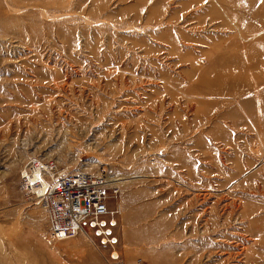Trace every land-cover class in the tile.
Here are the masks:
<instances>
[{
    "label": "rangeland",
    "instance_id": "374dc122",
    "mask_svg": "<svg viewBox=\"0 0 264 264\" xmlns=\"http://www.w3.org/2000/svg\"><path fill=\"white\" fill-rule=\"evenodd\" d=\"M31 156L117 189L123 264H264V0H0V264H112Z\"/></svg>",
    "mask_w": 264,
    "mask_h": 264
},
{
    "label": "built area",
    "instance_id": "2783aa9c",
    "mask_svg": "<svg viewBox=\"0 0 264 264\" xmlns=\"http://www.w3.org/2000/svg\"><path fill=\"white\" fill-rule=\"evenodd\" d=\"M37 172L39 178L33 179V173ZM20 177L24 189L43 207L51 238H70L87 228L109 249L110 263L123 264L112 232L116 210L109 207L117 189L108 187L102 175L58 170L52 162L31 156L22 164Z\"/></svg>",
    "mask_w": 264,
    "mask_h": 264
},
{
    "label": "bare ground",
    "instance_id": "6f19581e",
    "mask_svg": "<svg viewBox=\"0 0 264 264\" xmlns=\"http://www.w3.org/2000/svg\"><path fill=\"white\" fill-rule=\"evenodd\" d=\"M222 1V0H221ZM225 1H234V0H225ZM218 2V1H217ZM212 4V3H211ZM214 5V4H213ZM212 5V6H213ZM215 7V6H214ZM224 7V6H223ZM212 9V8H211ZM208 13V12H207ZM209 16H210V14H209ZM32 177H33V179H38L39 178V172H37V173H33V175H32ZM41 185L42 186H44V183L41 181Z\"/></svg>",
    "mask_w": 264,
    "mask_h": 264
}]
</instances>
